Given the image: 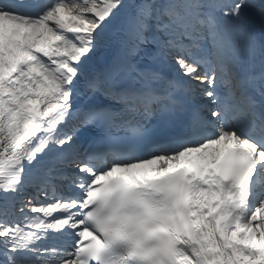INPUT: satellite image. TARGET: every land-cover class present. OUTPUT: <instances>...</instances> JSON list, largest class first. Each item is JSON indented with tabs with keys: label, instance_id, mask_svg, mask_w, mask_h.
Listing matches in <instances>:
<instances>
[{
	"label": "snow or ice",
	"instance_id": "1",
	"mask_svg": "<svg viewBox=\"0 0 264 264\" xmlns=\"http://www.w3.org/2000/svg\"><path fill=\"white\" fill-rule=\"evenodd\" d=\"M0 264H264V0H0Z\"/></svg>",
	"mask_w": 264,
	"mask_h": 264
}]
</instances>
